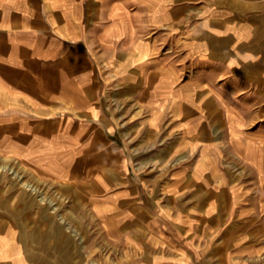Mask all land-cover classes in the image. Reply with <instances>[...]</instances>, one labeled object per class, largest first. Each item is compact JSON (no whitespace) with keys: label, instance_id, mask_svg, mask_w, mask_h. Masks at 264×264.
I'll list each match as a JSON object with an SVG mask.
<instances>
[{"label":"crops","instance_id":"0c3cea01","mask_svg":"<svg viewBox=\"0 0 264 264\" xmlns=\"http://www.w3.org/2000/svg\"><path fill=\"white\" fill-rule=\"evenodd\" d=\"M141 70L139 149L110 101ZM1 170L0 264H264V0H0Z\"/></svg>","mask_w":264,"mask_h":264},{"label":"rangeland","instance_id":"374dc122","mask_svg":"<svg viewBox=\"0 0 264 264\" xmlns=\"http://www.w3.org/2000/svg\"><path fill=\"white\" fill-rule=\"evenodd\" d=\"M139 27H145V24H147V16L149 15V12L146 11L143 8H139ZM147 26V25H146ZM137 73V83H123L121 87H112L111 91L114 92H121L122 98L119 99L118 102H120L119 105H115V100H111V106L112 108H117L118 114L121 115V122H122V129H123V136L124 138L128 135L131 136V138H138L135 142L138 145V148L141 149V146L146 143V141H149V136L145 137V131L147 128V120L148 115L145 110V101L143 100H130L128 98L130 93H143L149 91V81L147 80V74L145 72L138 71ZM127 132V134H125ZM127 138H125L127 140ZM135 145V144H134ZM143 160V161H142ZM149 160L145 159H139L138 163L136 164V169L141 172L149 171ZM2 173V170L0 171ZM13 172L11 174V177H14L12 179V182L15 183L16 187L19 189V191L28 192V189H31L32 187L42 186L43 190L42 193L44 195H41L42 197H37L35 195V200L37 203V211L38 213L40 211L44 210V216L43 218L50 219V216H57L59 223H77L78 220H81L82 213L77 212L75 210L76 207H80L78 203H74V197L72 199L71 190L73 185L71 184H61L59 186L53 187V191L58 194V200H57V208L58 210L52 213V210L50 209L49 205V194L51 193V190L49 189L50 185L43 179L38 173L35 171L29 169L28 167L24 165H17L13 168ZM51 188V187H50ZM73 193V192H72ZM74 194V193H73ZM76 194V193H75ZM77 196L75 195V198ZM69 200L72 201L69 202ZM14 204H16L14 202ZM31 209L29 212H33L34 206H30ZM74 208V209H73ZM51 210V211H50ZM46 211L47 214H46ZM42 213V212H41ZM44 218V219H45ZM45 229H42L44 231ZM81 227L76 228H64L59 229L57 232L58 239L66 240L67 238H79L81 236ZM51 231L49 233L47 231L42 232L43 235L51 236ZM55 234V233H54ZM63 241V242H64ZM65 245V244H63ZM60 247V245H59ZM65 247V246H64ZM63 247V248H64ZM63 260L61 259H54V260H43L42 262H46L48 264H61Z\"/></svg>","mask_w":264,"mask_h":264},{"label":"bare ground","instance_id":"6f19581e","mask_svg":"<svg viewBox=\"0 0 264 264\" xmlns=\"http://www.w3.org/2000/svg\"><path fill=\"white\" fill-rule=\"evenodd\" d=\"M2 169V168H1Z\"/></svg>","mask_w":264,"mask_h":264}]
</instances>
